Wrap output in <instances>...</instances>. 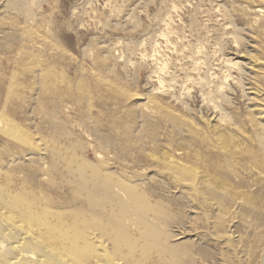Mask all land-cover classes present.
Instances as JSON below:
<instances>
[{"label":"rangeland","instance_id":"rangeland-1","mask_svg":"<svg viewBox=\"0 0 264 264\" xmlns=\"http://www.w3.org/2000/svg\"><path fill=\"white\" fill-rule=\"evenodd\" d=\"M0 102L14 177L75 153L158 200L182 264L264 262V0H0Z\"/></svg>","mask_w":264,"mask_h":264},{"label":"bare ground","instance_id":"bare-ground-1","mask_svg":"<svg viewBox=\"0 0 264 264\" xmlns=\"http://www.w3.org/2000/svg\"><path fill=\"white\" fill-rule=\"evenodd\" d=\"M42 74L51 75L49 71ZM14 126L8 119L0 120V134L11 135ZM135 143L129 140L128 145L133 147ZM56 149L47 150L45 165L36 166L22 177L12 173L21 172L20 168L0 165V264H182L178 248L167 242L169 232L161 230L173 219L166 216L158 200L152 203L140 188L122 178L126 176L123 173L117 175L106 171L103 164L82 160L83 155L79 160L75 153L64 154ZM135 151L139 157H152L136 146ZM155 153L162 159H155L156 163L160 162L167 175L175 179L194 171L164 151ZM154 170L159 173L158 167ZM203 183L197 188L206 189ZM195 187L193 182L184 184L188 190H196ZM187 259H191L190 254Z\"/></svg>","mask_w":264,"mask_h":264}]
</instances>
